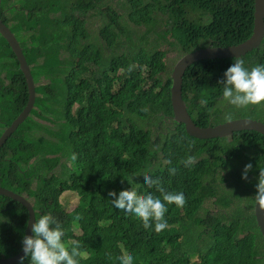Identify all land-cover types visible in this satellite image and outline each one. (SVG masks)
<instances>
[{"label": "trees", "instance_id": "trees-1", "mask_svg": "<svg viewBox=\"0 0 264 264\" xmlns=\"http://www.w3.org/2000/svg\"><path fill=\"white\" fill-rule=\"evenodd\" d=\"M0 17L35 84L29 116L0 147V186L27 197L35 219L54 216L70 252L74 240L81 242L78 264H120L123 254L133 264H264L252 198L264 169V135L190 136L173 119L165 63L172 52L179 59L198 46L247 39L253 0H1ZM234 58L186 68L182 98L198 126L224 122L229 112L264 123V101L236 108L219 99ZM239 58L249 70L264 65V37ZM27 96L19 63L0 35V135ZM189 156L194 161L186 165ZM145 175L182 192L184 206L164 202L144 184ZM128 189L165 203L163 231L145 229L111 204L109 191ZM64 193L78 198L70 211L60 201ZM27 218L21 203L0 194V258L19 251Z\"/></svg>", "mask_w": 264, "mask_h": 264}, {"label": "clouds", "instance_id": "clouds-1", "mask_svg": "<svg viewBox=\"0 0 264 264\" xmlns=\"http://www.w3.org/2000/svg\"><path fill=\"white\" fill-rule=\"evenodd\" d=\"M92 37H94V35H92ZM209 46H218V45L209 44L204 46H198L197 48L209 47ZM219 47H223V46H219ZM240 56L234 58V63L224 72L225 79L220 82L223 85L222 86L223 92L222 95H220L219 97V99L223 98L221 103L227 102L228 104L233 105L236 108H243L249 105L260 104L262 101H264V65H258L252 67L251 70H249L244 67L245 62L243 59L239 58ZM228 58H232V57H228ZM171 83H172V79H171ZM181 92H182V85H181ZM201 104L206 105L207 100H202ZM241 118H246V117H241ZM224 119L226 121H231L233 119V116L229 112L225 114ZM207 126H200V127H207ZM209 126H213V125H209ZM217 138H224V137H217ZM76 158H77L76 154L73 153L72 159L75 160ZM193 161L194 158L189 156L184 161V163L187 165L192 163ZM251 170H252L251 163L245 165L241 178L247 180L248 173ZM169 171L170 174H174L176 169L173 168L170 169ZM143 177H144V184L148 185L149 187L155 186L156 190L160 192L161 195L163 196V201L167 202V204H175L179 207H183L184 204L186 203V197L182 192L180 193L168 192L163 187H161V181L159 179H152L148 175H145ZM256 179L258 181L256 184L257 191H256V195L252 198L254 199V203H256L260 209H264V169L259 170V175L256 177ZM108 195L109 197H112L111 204L116 209L123 211L126 215H134L135 217L139 218L142 221L143 227L145 229H153L156 233H160L167 227V221L164 219L167 208L165 207V203H163L160 198H154L152 194L138 195L137 192L133 189L121 190L119 191V193H117L116 191H109ZM253 212H254V208H253ZM31 232H32L31 235L23 236L21 248L16 254L10 257L19 254L20 251L23 250L24 254L21 256L19 260L20 264H23L24 260L29 257L31 260V264H78V261L77 259H75V257H78L80 255L81 242L74 240L70 252L69 249L62 242V237L64 236V230L61 226V223L54 216L50 214H43L39 218L36 217L35 222L31 225ZM3 258H9V257H3ZM118 259L120 261V264H133V256L131 254H123L119 256Z\"/></svg>", "mask_w": 264, "mask_h": 264}, {"label": "water", "instance_id": "water-1", "mask_svg": "<svg viewBox=\"0 0 264 264\" xmlns=\"http://www.w3.org/2000/svg\"><path fill=\"white\" fill-rule=\"evenodd\" d=\"M1 2V0H0ZM0 35L7 41L12 52L14 53L21 72L24 75L27 86V102L22 111L12 120L0 135V147L5 140L15 131L17 126L23 122L30 114L35 100V84L33 82L30 68L23 55L22 49L10 31L7 25L0 18ZM264 35V0H253V28L251 35L243 42L226 47L209 46L197 48L181 56L172 67L171 71V87H170V102L173 111V119L184 125L185 131L192 137L197 139H210L217 137H225L235 131L253 130L264 135V123L251 118H238L231 121H225L213 126L200 127L196 125L188 114L185 104L182 99L181 85L182 77L186 68L192 63L201 59L228 58L244 55L257 47ZM0 194L21 203L28 212V219L25 226V235H31V225L35 222L34 210L30 201L10 189L0 186ZM254 216L259 231L264 238V209L254 203ZM24 254L23 250L19 254L0 259V264H14L18 262Z\"/></svg>", "mask_w": 264, "mask_h": 264}, {"label": "rangeland", "instance_id": "rangeland-1", "mask_svg": "<svg viewBox=\"0 0 264 264\" xmlns=\"http://www.w3.org/2000/svg\"><path fill=\"white\" fill-rule=\"evenodd\" d=\"M88 28L90 29L92 35H94L95 29H96V25L93 23V24L89 25ZM177 58H178V55H176V53H174V52L169 53L168 55H166L165 63H166V66H167L168 70L172 69V65H174V62L177 61ZM172 62H173V64H172ZM68 166H69V168L71 170H76L77 169L76 166L74 164H72V163H69ZM77 199L78 198H77V196L75 194L64 193L61 196L60 201L65 206V209L67 211H70L76 206ZM204 206L207 207V204H204Z\"/></svg>", "mask_w": 264, "mask_h": 264}]
</instances>
